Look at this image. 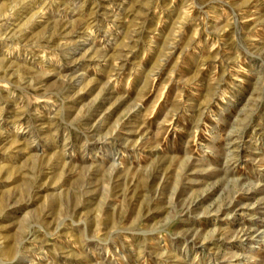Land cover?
I'll list each match as a JSON object with an SVG mask.
<instances>
[{"label": "rangeland", "instance_id": "rangeland-1", "mask_svg": "<svg viewBox=\"0 0 264 264\" xmlns=\"http://www.w3.org/2000/svg\"><path fill=\"white\" fill-rule=\"evenodd\" d=\"M0 264H264V0H0Z\"/></svg>", "mask_w": 264, "mask_h": 264}]
</instances>
